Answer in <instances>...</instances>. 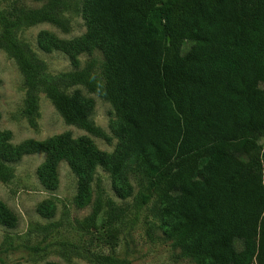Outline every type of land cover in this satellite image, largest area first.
<instances>
[{
    "label": "trees",
    "instance_id": "obj_1",
    "mask_svg": "<svg viewBox=\"0 0 264 264\" xmlns=\"http://www.w3.org/2000/svg\"><path fill=\"white\" fill-rule=\"evenodd\" d=\"M36 1L38 8L5 0L0 9V49L25 88L22 117L36 127L43 93L66 124L109 142L89 118L93 101L65 92L81 86L110 104L118 144L107 154L87 136L63 134L14 147L3 132L0 182L12 181L9 164L22 155L44 153L37 175L54 189L57 166L66 161L77 178V205L92 202L95 228L104 207L100 194L91 201L95 169L109 172L123 198L132 191L128 177L139 175L135 210L151 204L183 257L195 264H264V149L258 144L264 137V0H84L86 33L62 40L41 32L38 47L67 54L75 67L82 53L99 52L103 62L91 59L56 75L45 72L17 34L41 23L67 33L65 14L78 13L79 0ZM53 210L50 201L38 207L44 217ZM15 224L0 201V225Z\"/></svg>",
    "mask_w": 264,
    "mask_h": 264
},
{
    "label": "rangeland",
    "instance_id": "obj_2",
    "mask_svg": "<svg viewBox=\"0 0 264 264\" xmlns=\"http://www.w3.org/2000/svg\"><path fill=\"white\" fill-rule=\"evenodd\" d=\"M21 3L28 8H38L42 4L36 0H21ZM83 3L84 0H79L78 13L65 14L70 26L67 33L51 24L41 23L25 27L17 34V38L44 63L45 72L49 75L82 69L91 59H95L98 66L103 62L99 52L92 55L82 53L77 56L79 65L75 67L67 54L59 50L44 52L38 47L41 32L62 40L83 36L87 31L81 13ZM7 4L0 0V9ZM75 91L93 101L89 118L110 137L109 142L88 136L81 129L66 124L43 93L38 94L37 125L30 127L21 115L25 96L22 76L15 62L0 49V133H9L10 145L18 147L26 141H42L70 134L73 139L87 136L99 151L113 153L118 140L112 130L115 116L110 104L81 86L65 92L73 94ZM258 144L262 151L264 137L258 140ZM45 159L44 153L22 155L9 164L14 174L12 181L7 184L0 182V201L16 217L14 227L0 225V264H94L91 253L110 256L117 264H195L172 245L151 204L138 212L135 210L141 182L139 175L128 177L132 191L123 198L113 189L109 172L101 167L95 169L91 201L100 194L104 207L93 228L90 227L92 202L83 207L77 205V178L66 161L59 162L57 166L54 189H48L40 182L37 171ZM46 201L53 204L50 217H44L38 211L39 205Z\"/></svg>",
    "mask_w": 264,
    "mask_h": 264
}]
</instances>
